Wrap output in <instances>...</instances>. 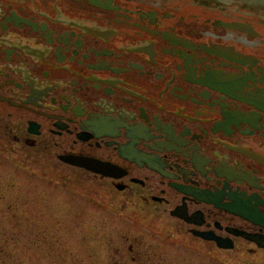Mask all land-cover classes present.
I'll use <instances>...</instances> for the list:
<instances>
[{"label": "flooded vegetation", "instance_id": "af4514ba", "mask_svg": "<svg viewBox=\"0 0 264 264\" xmlns=\"http://www.w3.org/2000/svg\"><path fill=\"white\" fill-rule=\"evenodd\" d=\"M1 115L168 236L264 264V5L0 0Z\"/></svg>", "mask_w": 264, "mask_h": 264}, {"label": "rangeland", "instance_id": "374dc122", "mask_svg": "<svg viewBox=\"0 0 264 264\" xmlns=\"http://www.w3.org/2000/svg\"><path fill=\"white\" fill-rule=\"evenodd\" d=\"M12 127L1 115L0 264H242L250 259L168 236L165 219L125 208L114 191L81 171L51 167L47 156L15 141Z\"/></svg>", "mask_w": 264, "mask_h": 264}, {"label": "water", "instance_id": "95a60500", "mask_svg": "<svg viewBox=\"0 0 264 264\" xmlns=\"http://www.w3.org/2000/svg\"><path fill=\"white\" fill-rule=\"evenodd\" d=\"M72 163L79 164L82 166H85L87 168H93V165L90 161L88 160H80L78 158L71 160Z\"/></svg>", "mask_w": 264, "mask_h": 264}]
</instances>
